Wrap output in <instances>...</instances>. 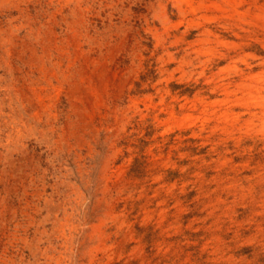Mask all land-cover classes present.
<instances>
[{"label": "rangeland", "instance_id": "1", "mask_svg": "<svg viewBox=\"0 0 264 264\" xmlns=\"http://www.w3.org/2000/svg\"><path fill=\"white\" fill-rule=\"evenodd\" d=\"M0 264H264V0H0Z\"/></svg>", "mask_w": 264, "mask_h": 264}, {"label": "bare ground", "instance_id": "2", "mask_svg": "<svg viewBox=\"0 0 264 264\" xmlns=\"http://www.w3.org/2000/svg\"><path fill=\"white\" fill-rule=\"evenodd\" d=\"M49 40V39H48ZM93 94V93H92ZM42 102V101H41ZM5 122V121H4ZM23 132V131H22Z\"/></svg>", "mask_w": 264, "mask_h": 264}]
</instances>
